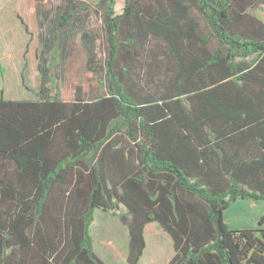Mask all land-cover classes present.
Returning a JSON list of instances; mask_svg holds the SVG:
<instances>
[{"label": "trees", "instance_id": "1", "mask_svg": "<svg viewBox=\"0 0 264 264\" xmlns=\"http://www.w3.org/2000/svg\"><path fill=\"white\" fill-rule=\"evenodd\" d=\"M115 4L77 1L55 25L101 9L104 96L62 100L42 64L35 99L0 90V264H106L96 209L127 227L126 264L151 222L173 240L168 264H264V228L223 220L264 201V21L249 12L264 0Z\"/></svg>", "mask_w": 264, "mask_h": 264}, {"label": "crops", "instance_id": "2", "mask_svg": "<svg viewBox=\"0 0 264 264\" xmlns=\"http://www.w3.org/2000/svg\"><path fill=\"white\" fill-rule=\"evenodd\" d=\"M86 1L88 0H78L81 4ZM123 1H119L121 6ZM75 9L77 0H63L60 4L47 0H0V90H3L6 100L23 101L36 98L41 77L38 62L37 70L35 69V51L38 49L40 53L44 50L49 40L57 43L67 39L69 31L67 28L57 29L56 20L60 16L72 14ZM26 51L27 58L30 55L32 57L27 62L24 60ZM1 70L6 75L4 81ZM223 220L230 229L264 228V201L238 199L224 212ZM143 233L146 245L138 264H168L174 256L172 238L157 222L148 223ZM91 237L96 256L108 264L100 240L92 234Z\"/></svg>", "mask_w": 264, "mask_h": 264}, {"label": "rangeland", "instance_id": "3", "mask_svg": "<svg viewBox=\"0 0 264 264\" xmlns=\"http://www.w3.org/2000/svg\"><path fill=\"white\" fill-rule=\"evenodd\" d=\"M47 1L55 4L63 3V0ZM119 1L115 0L117 14L122 9ZM95 3L96 0H88L82 4L93 6ZM100 10L91 7L87 10H80L75 14L77 18L81 19L82 23L79 24L75 21L74 23L77 26L73 29H67L69 34L63 42L61 51L56 48L53 49L54 43L48 42L46 48L42 49L40 53L38 49L35 51V69L37 70L36 62H38L39 67L43 65L42 67L48 70L47 76L51 84L64 101L72 102L75 99L77 89L85 100H93L106 94L107 87L103 76L106 50L101 21L102 12ZM249 12L257 19L264 21V4L249 10ZM201 29L205 36L209 35L203 24ZM81 31L85 35L83 38L80 37ZM29 43L32 46V42ZM27 51L24 55L26 62L28 58L32 59L31 55L27 58ZM90 58L93 60L91 65L89 64ZM43 60L45 62H42ZM89 66L92 67V70ZM5 76V73L1 70L3 81ZM21 77L25 81L24 76L21 75ZM111 213L96 209L90 232L92 236L100 240L108 264H126L127 227ZM121 213H126V209L121 207L116 214Z\"/></svg>", "mask_w": 264, "mask_h": 264}]
</instances>
